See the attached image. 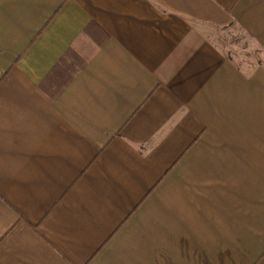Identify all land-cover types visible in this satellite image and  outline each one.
Returning a JSON list of instances; mask_svg holds the SVG:
<instances>
[{"label": "crops", "instance_id": "obj_1", "mask_svg": "<svg viewBox=\"0 0 264 264\" xmlns=\"http://www.w3.org/2000/svg\"><path fill=\"white\" fill-rule=\"evenodd\" d=\"M264 0H0V264H264Z\"/></svg>", "mask_w": 264, "mask_h": 264}, {"label": "rangeland", "instance_id": "obj_2", "mask_svg": "<svg viewBox=\"0 0 264 264\" xmlns=\"http://www.w3.org/2000/svg\"><path fill=\"white\" fill-rule=\"evenodd\" d=\"M211 37L229 57L241 66H250L263 61L264 53L251 38L236 25L214 30Z\"/></svg>", "mask_w": 264, "mask_h": 264}]
</instances>
